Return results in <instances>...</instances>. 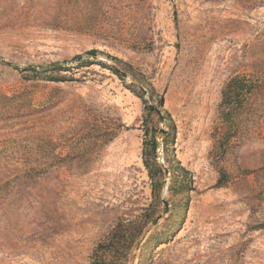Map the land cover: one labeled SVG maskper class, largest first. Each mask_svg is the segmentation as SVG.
I'll use <instances>...</instances> for the list:
<instances>
[{
    "label": "rangeland",
    "instance_id": "rangeland-1",
    "mask_svg": "<svg viewBox=\"0 0 264 264\" xmlns=\"http://www.w3.org/2000/svg\"><path fill=\"white\" fill-rule=\"evenodd\" d=\"M0 264H264V0H0Z\"/></svg>",
    "mask_w": 264,
    "mask_h": 264
},
{
    "label": "trees",
    "instance_id": "trees-1",
    "mask_svg": "<svg viewBox=\"0 0 264 264\" xmlns=\"http://www.w3.org/2000/svg\"><path fill=\"white\" fill-rule=\"evenodd\" d=\"M89 55L93 56V55H96V51H90L88 52ZM108 58H110L109 56H106ZM111 60L117 62L118 64H120L121 66H125V68L128 70V71H132V69L124 64L121 60H118L116 58H110ZM42 68V67H41ZM40 68V69H41ZM44 72L46 71H49V74H53V73H56V72H60L62 69H65L63 66H60L59 64H51L50 66H47L45 68H42ZM31 70L34 71V73H39V69L38 70H35L34 68H31ZM42 71V73H43ZM225 90H226V93H225ZM224 90L223 94H222V102H221V106L223 107H228V106H231V109L234 108L235 110L238 109V108H243L244 104L242 102V98L245 96L244 95V91H245V85L243 82H238L236 81L235 79L231 80L229 82V84L226 86V89ZM145 110L149 111V112H153L155 111V109H153L151 106H146L145 107ZM231 116V113H227L226 114V117H229ZM229 120L228 118H226V121ZM171 129H173V126H170ZM155 142L153 144V147L151 148V152L152 154L155 153ZM148 166V164H147ZM153 168L158 172H160V169L158 168V166L155 164V166H153ZM150 178H153V174H152V171H151V168H150V174H149Z\"/></svg>",
    "mask_w": 264,
    "mask_h": 264
},
{
    "label": "water",
    "instance_id": "water-1",
    "mask_svg": "<svg viewBox=\"0 0 264 264\" xmlns=\"http://www.w3.org/2000/svg\"><path fill=\"white\" fill-rule=\"evenodd\" d=\"M139 90L142 93H146V91L142 87H139ZM155 111H156L157 114L159 113V111L157 109H155Z\"/></svg>",
    "mask_w": 264,
    "mask_h": 264
}]
</instances>
